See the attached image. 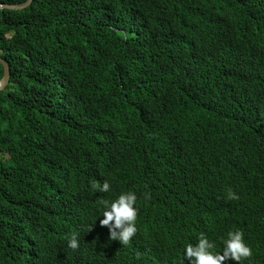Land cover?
Segmentation results:
<instances>
[{"label": "trees", "instance_id": "obj_1", "mask_svg": "<svg viewBox=\"0 0 264 264\" xmlns=\"http://www.w3.org/2000/svg\"><path fill=\"white\" fill-rule=\"evenodd\" d=\"M0 57V264H188L237 229L264 254V0H34ZM129 191L121 244L100 201Z\"/></svg>", "mask_w": 264, "mask_h": 264}, {"label": "clouds", "instance_id": "obj_2", "mask_svg": "<svg viewBox=\"0 0 264 264\" xmlns=\"http://www.w3.org/2000/svg\"><path fill=\"white\" fill-rule=\"evenodd\" d=\"M92 187L98 192L110 191L108 181H104L102 184L94 183ZM238 198L235 192L228 190L227 199L236 200ZM136 201L137 197L131 191L123 192L113 200L100 201L103 218L99 220V223L108 228L110 239L127 244L135 235L138 211L135 207ZM222 244V252H215V244L204 233H201L195 244L185 245L183 257L188 261V264H225L228 260L233 261L234 264H240L244 260L245 264H264V254L260 249L251 250L244 241L243 233L238 229L228 231ZM68 247L72 249L78 247L77 234L73 233L68 238Z\"/></svg>", "mask_w": 264, "mask_h": 264}, {"label": "water", "instance_id": "obj_3", "mask_svg": "<svg viewBox=\"0 0 264 264\" xmlns=\"http://www.w3.org/2000/svg\"><path fill=\"white\" fill-rule=\"evenodd\" d=\"M34 0H27L26 2L19 5H2L0 4V10L10 11H22L32 5ZM0 66L2 68V76L0 78V90L8 87L11 78V68L8 62L0 57Z\"/></svg>", "mask_w": 264, "mask_h": 264}]
</instances>
